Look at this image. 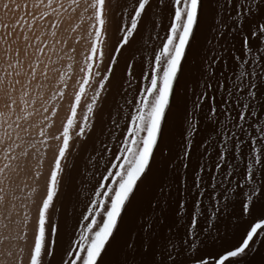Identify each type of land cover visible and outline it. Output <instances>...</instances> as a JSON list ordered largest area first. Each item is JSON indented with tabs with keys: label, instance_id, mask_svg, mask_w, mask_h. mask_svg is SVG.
I'll return each instance as SVG.
<instances>
[{
	"label": "snow or ice",
	"instance_id": "obj_1",
	"mask_svg": "<svg viewBox=\"0 0 264 264\" xmlns=\"http://www.w3.org/2000/svg\"><path fill=\"white\" fill-rule=\"evenodd\" d=\"M146 27L165 29L150 35V51L136 47ZM129 50L147 53L140 74L133 55L117 78ZM189 58L200 74L185 87L192 107L172 156L161 144ZM81 150L73 176L69 157ZM153 183L150 212L129 229L125 218ZM69 187L79 207L62 226L52 210ZM0 264H264V0H0Z\"/></svg>",
	"mask_w": 264,
	"mask_h": 264
},
{
	"label": "rangeland",
	"instance_id": "obj_2",
	"mask_svg": "<svg viewBox=\"0 0 264 264\" xmlns=\"http://www.w3.org/2000/svg\"><path fill=\"white\" fill-rule=\"evenodd\" d=\"M116 22L118 24H116ZM166 22V16L165 20ZM120 23V17H115L112 16L110 17V22L108 25V31H109V36L114 40L116 38V33L115 29L119 26ZM62 28L65 26L62 25ZM86 25L82 26L80 31L83 32L84 28ZM164 28L161 27L158 30H150L148 27H146L143 32V39L138 38V42L136 44L137 48H148V50H151L152 46L154 47L155 43L157 41L151 40L150 35H155L156 31H159L161 36L164 33ZM60 35V33H58ZM75 35V34H73ZM207 35V30L205 29L201 35L200 39L201 42L203 41L204 37ZM72 45V41H69V46ZM83 47V41H81L80 44L76 45V50L77 54L82 50ZM105 54L107 57V49H105ZM134 58L132 62L134 63L135 67L133 68V71L135 74L139 75L140 74V57L141 56H146V52H133L131 50L126 51L124 55L119 56L118 58V64L115 66V72H116V77L119 78L122 70L125 68V63L126 60L130 57L133 56ZM141 55V56H140ZM80 57L77 55V60H79ZM63 63V62H62ZM107 63V59L105 60V64ZM60 65H57L59 67ZM76 69L78 70V65L75 66ZM199 61L197 60L195 63L189 58L188 63L184 65L183 72L180 76L179 83L175 86L174 89V94L172 97L173 100V109L172 112L169 114L168 117V123L166 125L164 137H163V143L161 144V147H163L165 144L169 146L171 149L170 155L175 156L176 153L178 152L179 149V144L181 142L182 138V132L183 128L185 127L184 125V109L185 107L188 108V110H191V100L189 98V94L185 91V87L187 86H194L196 83V80L199 78ZM50 75H55V74H50ZM53 81H49V84H52ZM74 83V78L73 80L68 81V92L72 91V84ZM110 100L108 101V104L105 103V114L102 119H107L108 118V113L111 112L114 114V104H113V99L112 96L109 98ZM69 103V97L65 96V100L61 103L59 113L56 117V127L60 126V120L61 117H63L67 111V105ZM83 103V102H82ZM82 109H78V112L81 111ZM101 124L97 122L96 124V129L97 131L93 134V140L92 143L90 141L88 142V149L91 151L94 149V139L95 136L99 133ZM55 131V129H53ZM211 131L210 126L209 127H202L200 133L197 135L196 139L199 142L203 137L207 136L209 132ZM104 137L102 136L101 139ZM50 143H55V142H50ZM93 145V146H92ZM73 146H75V142H73ZM53 158V152L49 150L47 152L46 158L43 162V166L40 169H37L41 171V176L40 178L36 181V184L34 185L37 188V192L34 195V200L36 203L32 204L31 206V212H32V222L29 225V238L31 239L32 231L34 229V224H35V217H36V209L37 205L41 200L42 195L44 194L45 191V181L46 177L49 172V167L50 163ZM75 162V168L73 169L72 174L73 176H77L78 173L75 172L77 169H82L84 165V153L83 150H81V154L79 156H76L75 159L73 160V157H69V164H72ZM190 166L194 165L196 163V156L194 155L192 159L189 161ZM67 171V169H66ZM166 175V166H165V161L160 160L158 163V172H157V180L156 183H159L164 179ZM105 183H111V180L106 181ZM156 183H153L150 187L146 188L141 194L135 204L134 211L132 215L128 216L125 218V223L129 229H138L139 224H140V217L142 214H146L150 212V206H149V201L153 199L154 197L157 196L158 193V188L156 187ZM62 189L64 188V185H61ZM74 191V192H73ZM68 198V199H67ZM76 202L77 206L79 207V203L76 201V190L75 188L69 187L67 192L63 195V197L60 200H56L53 205V210H52V218L53 219H59L60 224L62 226L65 225V216L68 212L72 211V205ZM56 209H59V211H55ZM79 213H77L78 215ZM70 223V221H69ZM161 231H163L161 229Z\"/></svg>",
	"mask_w": 264,
	"mask_h": 264
},
{
	"label": "bare ground",
	"instance_id": "obj_3",
	"mask_svg": "<svg viewBox=\"0 0 264 264\" xmlns=\"http://www.w3.org/2000/svg\"><path fill=\"white\" fill-rule=\"evenodd\" d=\"M119 18V17H118ZM116 24H118L117 22H116ZM65 27H67V25H64ZM143 34H144V32H143ZM141 56V55H140ZM109 98H110V96H109ZM110 99H108V101H109ZM108 101L106 102V104H108ZM94 134V133H93ZM90 143H92V141H90ZM93 146V145H92ZM88 147V146H87ZM75 163V162H74ZM75 172H77V171H75ZM74 175V174H73ZM29 183H31V181H29ZM74 192V191H73ZM68 199V198H67ZM76 203V202H75Z\"/></svg>",
	"mask_w": 264,
	"mask_h": 264
}]
</instances>
